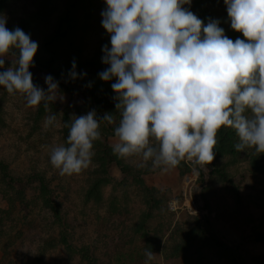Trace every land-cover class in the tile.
Segmentation results:
<instances>
[{
  "label": "rangeland",
  "instance_id": "rangeland-1",
  "mask_svg": "<svg viewBox=\"0 0 264 264\" xmlns=\"http://www.w3.org/2000/svg\"><path fill=\"white\" fill-rule=\"evenodd\" d=\"M41 1L9 0L0 16L6 17V27H18L26 21L25 33L38 42L37 52L48 59L42 42L70 0H53L56 9L48 21H31ZM184 7H190L205 25L209 19L219 20L233 41L246 39L231 28L224 0H192L191 6ZM105 8L104 0H82L76 26L61 43L55 64L72 65L75 60L77 68L89 58L104 55L103 46H111L101 24ZM10 66L11 60L6 58L0 71ZM29 70L34 84L47 90L48 74L35 67ZM74 86L86 90L82 82ZM59 91L63 99L49 105L57 116V126L46 127L49 113L43 106L29 107L22 94L10 95L0 87V160L14 177L33 173L46 177L71 231L72 243L88 249L92 264H144L146 249L155 254L150 264H189L170 256L169 250L180 243L196 220L200 223L202 213L214 230L237 246L244 264H264V172L252 171L248 153L254 150L214 158L207 171L181 162L175 170L162 173L153 169L151 162L145 164L133 156L121 158L124 166L107 164V172L101 174L95 158L98 150L119 142L114 129L106 125L108 131L94 143L92 165L80 174L61 176L50 163L51 149L66 145L70 119L93 109L87 95L60 85ZM256 155L264 163V154ZM97 177L104 181L98 187L99 196H91ZM20 186H8L0 178V264H87L62 246L48 244L59 233L52 213L40 205L35 184ZM172 202L174 211L169 210ZM196 257L190 264H235L225 252L208 244L202 246L201 259Z\"/></svg>",
  "mask_w": 264,
  "mask_h": 264
},
{
  "label": "clouds",
  "instance_id": "clouds-1",
  "mask_svg": "<svg viewBox=\"0 0 264 264\" xmlns=\"http://www.w3.org/2000/svg\"><path fill=\"white\" fill-rule=\"evenodd\" d=\"M102 27L110 47L102 48L108 67L99 78L111 84L119 112L112 146L121 158L139 157L162 173L181 162L199 166L215 158L217 133L234 131L235 151L264 153V0H224L230 26L246 39H230L220 21L207 24L191 10L192 0H104ZM38 42L20 27H6L0 16V87L10 95L22 94L29 107L43 106L46 127L57 126L49 105L63 99L59 82L45 77L47 90L34 84L30 68ZM78 74L73 60L68 76ZM90 86V85H89ZM66 124V145L53 147L50 163L61 176L80 174L95 156L101 123L113 124L93 109ZM175 210V202L169 205ZM145 251L144 264L154 259Z\"/></svg>",
  "mask_w": 264,
  "mask_h": 264
},
{
  "label": "trees",
  "instance_id": "trees-1",
  "mask_svg": "<svg viewBox=\"0 0 264 264\" xmlns=\"http://www.w3.org/2000/svg\"><path fill=\"white\" fill-rule=\"evenodd\" d=\"M9 0H0V12L5 9ZM82 5V0H70L66 5L65 11L58 14L56 22L51 31L43 40L42 48L48 54V59L38 52L34 56L35 68L48 75L52 74L57 78H54L59 82V85L69 89L71 91H78L79 93L85 94L89 97L92 104V109L97 112L98 116H103L105 113H111L114 117V123L109 125L106 122L101 123V133L108 131L106 125H109L111 129H115L118 126L117 121L119 119V112L116 111L115 103L113 99L115 93L111 87L112 81L105 82L99 78V73L104 71L108 65L102 62V56L99 58H89L82 65L76 68L78 74L87 73L86 76L77 78L75 81L71 80L68 73L71 71V64L62 66V64H55L58 52H61V43L68 40L70 34L73 32L77 23L78 9ZM56 9V4L53 0H42L40 7L32 15L31 21L42 18L46 21L49 20L51 13ZM26 21L23 22L20 27L24 32L27 28ZM10 30L15 27H7ZM61 66V67H60ZM90 78L86 81L85 78ZM82 82L86 90H79L74 85ZM90 85V86H89ZM217 146L215 151V158L239 153L235 151L234 144L237 142V137L231 129L222 127L217 133ZM251 158V167L253 172H264V163L260 161L255 151L248 153ZM264 154V153H263ZM96 160L100 163L98 172L106 173L107 164L116 162L121 165V157L114 154L111 147L103 146L98 150L96 154ZM124 166V165H121ZM101 173V174H102ZM103 174V175H104ZM0 178L7 183L8 186H20L35 184L38 189V195L40 205L49 210L52 213L53 223L58 227V237L48 244L54 246L58 244L64 248V250L71 256H80L87 264H92L93 258L89 254L87 248L76 247L72 243V235L69 227L61 216V209L58 201L53 195V190L49 185L46 177L41 173H33L23 178L14 177L10 173V169L6 163L0 160ZM104 178H96L91 186V196H99V185L104 181ZM144 187V184H141ZM21 187V186H20ZM145 190L147 188L145 187ZM23 192V190H22ZM264 193V189H263ZM22 194V193H21ZM94 194V195H93ZM150 198V197H149ZM196 220V224L189 232L186 233L185 237L169 250V255L174 257H181L187 263H191L195 254L197 255L196 260L199 261L202 256V246L208 244L216 247L225 252L235 264H244L242 261L241 254L237 246L226 241L214 228L211 226L208 217ZM141 232L144 230V220L139 229ZM259 239L262 237L259 236ZM155 242V237L151 243ZM150 243V242H149ZM152 245V244H151Z\"/></svg>",
  "mask_w": 264,
  "mask_h": 264
},
{
  "label": "water",
  "instance_id": "water-1",
  "mask_svg": "<svg viewBox=\"0 0 264 264\" xmlns=\"http://www.w3.org/2000/svg\"><path fill=\"white\" fill-rule=\"evenodd\" d=\"M50 75H51L52 77H54V78H57L56 76H54V75H52V74H50ZM119 119H120V116H119ZM206 167L209 168V167H210V164L206 165ZM203 217H204V214L202 213V214H200V215L198 216V219H199L200 221H202Z\"/></svg>",
  "mask_w": 264,
  "mask_h": 264
}]
</instances>
